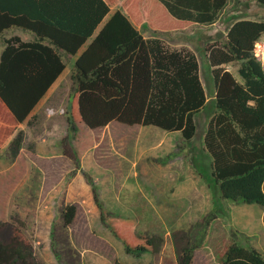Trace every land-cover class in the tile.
<instances>
[{
  "label": "trees",
  "instance_id": "obj_1",
  "mask_svg": "<svg viewBox=\"0 0 264 264\" xmlns=\"http://www.w3.org/2000/svg\"><path fill=\"white\" fill-rule=\"evenodd\" d=\"M117 1L0 0V40L4 42L0 52V149L64 71L65 57L76 55L90 38L70 74L67 121L75 137L84 133V126L95 129L118 121L180 132L186 143L195 138L199 131L196 116L208 102L199 60L187 47L171 48L158 35L145 37L136 26L144 21L152 26L150 11L142 17L132 9L139 13L150 8L149 1L158 2L186 24L209 25L219 19L228 0H122L120 9L95 34ZM254 1L264 6V0ZM12 27L33 32L35 39L4 38ZM263 34L264 18L235 16L221 46L209 51L214 95L200 150L211 158L208 187L216 210L222 209V200L264 208V67L254 54ZM232 63L240 78L227 69ZM23 140L20 130L10 142L12 162L19 158ZM194 152L192 165L197 164ZM74 157L79 162L77 153ZM86 179L93 187L100 221L122 242L126 254L139 257L162 251L165 237L160 231L139 232L144 215L117 219L100 202L92 179L88 175ZM6 182L1 173L0 185L6 187ZM0 210L5 208L0 205ZM76 216L74 203L61 208L64 232L68 233ZM262 219L264 225V209ZM0 220V227L4 226L6 218L1 213ZM54 230L52 249L59 257ZM194 248H181L177 264H194ZM216 257L218 264H264L263 253L234 239ZM0 264L46 263L18 230L8 242L0 238Z\"/></svg>",
  "mask_w": 264,
  "mask_h": 264
},
{
  "label": "rangeland",
  "instance_id": "obj_2",
  "mask_svg": "<svg viewBox=\"0 0 264 264\" xmlns=\"http://www.w3.org/2000/svg\"><path fill=\"white\" fill-rule=\"evenodd\" d=\"M121 2L122 0H118L112 7L120 8ZM146 5L150 8L143 9L139 13L135 8L132 10L137 16L142 17H144L143 13L149 15L150 11L152 26L146 21L138 26L147 23L148 27H142L143 33L147 36L158 35L171 48H182L189 45L194 50H199V53L202 48L209 53L211 48L221 46L223 43L224 37H214L206 42L204 40L206 31H208L206 28L194 23L186 24V21L174 18L158 2L149 1ZM233 8L238 10L239 17L264 18V6L257 4L254 0H228L226 10ZM229 23L230 21L226 25L228 26ZM4 33V38L15 35L23 39L30 37L27 32L17 27H12ZM29 33L34 36L33 33ZM262 38L264 41V34ZM3 43V40H0V52ZM205 57L200 58L201 77L209 99L206 107L196 116L199 131L191 142V146L195 149L187 146L176 132H168L151 125H126L118 121H112L106 127L95 129H89L81 124L80 126H84V133L79 132L75 137V132L70 129L67 121L71 90V80L67 76L63 78V84L54 96L30 119L33 125L42 129L43 135L51 136L46 142L58 138L56 141L59 147L67 146L72 162L69 179L78 171L84 173L85 178L88 175L95 184L99 200L117 219L140 214L144 217L141 218L139 232L157 233L160 231L163 235L170 232L165 237V245L159 254L145 253L139 257L134 255L127 257L122 251V242L100 221V224L111 234L110 238L118 244L119 250L117 253L107 255L102 253V250L97 252L96 246L104 241L103 238L95 235L100 231L95 232L93 228L94 233L90 238H81L86 242L85 248L87 247L88 251L85 255H81L83 243L78 246L71 244L68 233L64 234L60 231L61 219L60 214H57L52 226V230L55 227V249L59 253V257H55L52 249V232L47 237L35 235L32 204H36L39 200L36 194L41 185L37 175H34L35 178L29 183L30 188H20L19 174L14 182L12 179L6 182V187L3 184L0 185V205L5 208V211L0 210V213L6 218V224L0 227V238L8 242L16 235V231L20 230L24 239L33 245L37 257L46 264H98L92 261V253L108 260L109 264L130 263V260L139 262L138 264H177L180 250L185 245L195 247L194 264H218L217 253L232 239L244 245H251L264 254L263 206L256 203L235 204L222 200V209L217 208L216 210L211 189L208 187L210 185L208 182H211L210 178L212 179L211 158L209 154L203 153L200 149L205 119L208 118V110L213 106L210 97L213 95L214 81ZM65 62L68 64V60L65 59ZM228 67L237 78H240L235 63L228 64ZM3 146L0 149V160L13 163L9 158L10 153L8 150L5 151ZM188 147L191 148V152L196 150L194 158L197 164L194 162L192 165V154L190 155ZM26 148L33 149L32 144L29 142ZM75 153H77L79 162L75 160ZM25 158L26 156L20 153L19 158L14 162L17 161L19 166H24ZM83 161L87 166H92L94 163L97 166L92 170L94 172L100 168L96 176L89 171L84 172ZM158 169H163L164 174ZM72 172L74 174L70 176ZM96 177H99L101 184L102 182L105 184L103 178L111 177L117 196L112 194L102 196L96 183ZM13 188L17 189L13 190ZM7 189H10L9 193L6 192L9 191ZM11 199L16 207L9 212L8 216V204ZM5 202L7 203L4 204ZM79 202L81 220L77 221V225L82 224L85 216L90 214L87 207L82 205L81 201ZM20 223H24L25 226L22 227ZM7 231H9L8 235ZM216 245H219V251L216 250Z\"/></svg>",
  "mask_w": 264,
  "mask_h": 264
},
{
  "label": "crops",
  "instance_id": "obj_3",
  "mask_svg": "<svg viewBox=\"0 0 264 264\" xmlns=\"http://www.w3.org/2000/svg\"><path fill=\"white\" fill-rule=\"evenodd\" d=\"M227 6H228V3L223 9L219 19L213 24L201 25V24L194 23L195 25H200L201 27H204L208 30L206 31V34H205L206 36L204 37V40L206 42L208 39L209 40L214 39V37H224L226 34V30H227L226 24L229 21L231 22L235 16H238V13H239L238 10L233 8L227 11L226 10ZM117 9H120V8H118L117 6L111 7L110 13L106 16L104 21L98 26L95 34L100 30L105 20L111 15V13H113ZM136 27L140 29L141 32L143 33L142 27H144V25H141V26L137 25ZM20 30L23 32L24 31L27 32L30 36L28 39H23L19 36L22 40L30 41V40L35 39V35L32 36L29 33L31 31L24 30L22 28H20ZM222 32L224 35L221 34ZM143 34L145 37H150V36L145 35V33ZM262 36H261V40H263ZM91 40L92 39L90 38L82 46V48L78 51L76 55H72V56L68 55L65 57V59L68 60V64H66L64 71L60 74V76L56 79V81H54V83L48 89L44 97L39 101V103L33 109L29 118L23 123H20L15 134H13L9 138V140L6 142V144L3 146L5 148V151L8 150V147L12 139L15 137L18 131L22 130L24 133V140H23V145L20 151L24 155V157L26 156L27 158V159L26 158L24 159L25 165L19 166L17 164V161L13 163L11 162L9 163L7 161L0 160V174L4 173L6 175L7 182H9L10 179H12V181L14 182L16 178L18 177L17 174H19L20 179H21V183H20L21 189L22 187L30 188L29 183L31 182L32 179L35 178L34 175L39 176L38 179L41 182V185L39 187L38 194H36V197H38L39 200L38 202H36V204H32L34 206L33 221L35 225V235L36 236L47 237L51 235L53 221L56 218L57 214H60L61 208L68 203H74L77 206V216L73 224L70 226L68 234H67V236L70 237L71 244L78 246L80 243H83V247H82L83 249L81 250V255H85V253L88 252L87 247L85 248L86 242L81 240V238H85V239L88 237L90 238V236H92L94 233V229H95V232L99 230L100 233L97 232L95 235L99 236L100 238H103L104 243H101V245L96 246V248L98 249L97 252H101L102 250V253L107 255L109 253L111 254L114 252L117 253V250H119V246L118 244H116V241L110 238L111 234L107 232L108 230L105 229L100 224V219H99L100 209L94 198L93 189L91 185L87 182L84 173H82L81 171H78L73 177H71V179H69V173L70 171H72V162H71V159L69 158L70 154L67 152L68 150L67 146L63 145V147H59L56 141L58 140V138H56L55 140L51 139V141L46 142V140L50 139L51 136L45 135V134L43 135L42 129L41 130L38 129V126L33 125V123H31V120H30L31 117H33L34 115L38 113V110L40 109V107L44 106L49 101V99L52 98L54 94L59 90L61 84H63L62 83L63 78L66 76L70 77L71 69L73 67L74 61L85 50V48L87 47V45L90 43ZM187 48L191 49L196 54L197 59L199 60V63H200V76H201V59L200 58H204L206 55L205 59L208 60L209 53H207V51L204 48L200 50V53L198 52L199 50L198 51L194 50L189 45L187 46ZM207 63H208L207 65H209V69L212 70V67L209 64V61H207ZM226 67L227 69H229L228 65H226ZM201 80H202V77H201ZM213 95H214V91H213ZM213 95L210 97L211 100L213 98ZM40 112L42 113V110H40ZM207 121H208V118L205 119L201 142L203 141L204 130L206 128ZM135 125H138V124H135ZM110 126L111 124L109 125V127ZM67 129H68V126H67ZM176 133L182 139L181 133L180 132H176ZM29 142L32 144L33 149L28 150L26 148V144H28ZM191 142H187V143L185 142V144L187 146H191ZM193 149L195 148L193 147ZM64 150H66V152ZM188 151L190 152V155H191L192 154L191 148L188 147ZM94 168H97V166L94 163L92 164V166H89V165L87 166L84 164V161H83L82 169L84 170V172L89 171L90 173L95 174L94 176H96V173H98L100 168L98 169V171H95V172L92 171ZM158 171L164 174L163 169L162 170L158 169ZM104 179H105V184L104 182H102L101 184L99 183V177L98 178L96 177V183L98 184V187L100 189V192L102 193V196L104 194L105 195L112 194L113 196L114 195L117 196L115 185L112 186L113 179L111 177H105L103 178V180ZM14 189L15 188H13V190ZM25 196L29 197V195L27 194H25ZM79 201L82 202V205H85L87 207L88 211H90L89 212L90 214L88 216H85L84 222L82 224L80 223L77 225V221L80 219L79 218V210H80ZM100 202L102 203L101 200ZM8 205L9 206H8L7 212L9 216V212H11L16 207V205L12 199L9 201ZM12 230L14 231L13 228ZM60 231H62V233L65 234V232L61 228H60ZM169 233H170L169 231L166 232L164 234V237L169 235ZM6 234L8 235L9 231H7ZM87 241H90V240L87 239ZM50 244H51V241H50ZM122 251L123 253H125L124 250ZM91 255H93L91 257L93 262L98 263V264H109V261L104 259L103 257L96 255L94 253H92ZM126 255L127 257H132L128 254ZM86 261L88 262V257L86 258ZM130 261H131L130 263H124L121 261L120 262L122 264H138L139 263V262H132V260Z\"/></svg>",
  "mask_w": 264,
  "mask_h": 264
},
{
  "label": "built area",
  "instance_id": "obj_4",
  "mask_svg": "<svg viewBox=\"0 0 264 264\" xmlns=\"http://www.w3.org/2000/svg\"><path fill=\"white\" fill-rule=\"evenodd\" d=\"M254 54L261 61L264 67V41L261 40L255 44Z\"/></svg>",
  "mask_w": 264,
  "mask_h": 264
}]
</instances>
